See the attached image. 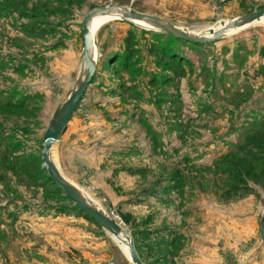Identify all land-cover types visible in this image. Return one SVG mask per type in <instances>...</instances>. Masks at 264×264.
I'll list each match as a JSON object with an SVG mask.
<instances>
[{"label": "rangeland", "instance_id": "rangeland-1", "mask_svg": "<svg viewBox=\"0 0 264 264\" xmlns=\"http://www.w3.org/2000/svg\"><path fill=\"white\" fill-rule=\"evenodd\" d=\"M108 5L200 34L264 0H0V264H133L42 160L85 18ZM94 38L96 79L73 119L91 157L74 171L69 153L63 170L55 148L59 169L144 264H264V25L193 44L114 21Z\"/></svg>", "mask_w": 264, "mask_h": 264}, {"label": "water", "instance_id": "water-1", "mask_svg": "<svg viewBox=\"0 0 264 264\" xmlns=\"http://www.w3.org/2000/svg\"><path fill=\"white\" fill-rule=\"evenodd\" d=\"M100 15L117 16V21L132 22L133 19L147 21L159 27L162 32L173 35L179 39L194 44H205L221 40L224 38L226 32L231 28L242 27L260 19L264 16V9L234 18L222 27L215 35L201 37L191 35L186 29L169 23L161 17L139 12L125 6L108 5L104 7H95L88 12L85 18L82 31L84 47L79 79L69 96L55 113L47 128L43 140L42 160L45 168L48 170L50 180L61 188V190L65 192L66 196L69 197L80 210L89 214L99 226L110 234L118 236L123 243L127 244L134 264H144L136 250L135 243L127 233L123 232L124 230L120 224H118L107 213L89 204L83 194L72 183H70L65 176H63L59 167L52 159V150L54 145L59 142L68 123L71 121L76 111L81 107L82 101L86 96L90 85L95 81L97 75V57L95 58V38L91 30V24L94 18ZM260 233L261 240L264 245V213L261 219Z\"/></svg>", "mask_w": 264, "mask_h": 264}, {"label": "crops", "instance_id": "crops-1", "mask_svg": "<svg viewBox=\"0 0 264 264\" xmlns=\"http://www.w3.org/2000/svg\"><path fill=\"white\" fill-rule=\"evenodd\" d=\"M75 116H76V113L74 114L71 121L68 123L59 142L55 145L56 153L58 154V157H59V163L63 162V167L61 165L62 167L61 169L63 170L69 169V166L66 165V161L69 156V153H72L75 156L74 157V163H75L74 171L79 170V169H84V165H85L84 162H86L87 159H90L91 157L90 156L91 146H92L91 140L89 139L88 135L85 134L82 131V129H80L81 125L73 121ZM94 146L96 147V141H94ZM95 149L93 151L94 160L97 159V152ZM61 173L68 180L70 177L77 178L79 175V174H73V173H67V172L65 173L62 171Z\"/></svg>", "mask_w": 264, "mask_h": 264}, {"label": "bare ground", "instance_id": "bare-ground-1", "mask_svg": "<svg viewBox=\"0 0 264 264\" xmlns=\"http://www.w3.org/2000/svg\"><path fill=\"white\" fill-rule=\"evenodd\" d=\"M117 16H114V15H100V16H97L94 18L92 24H91V30L93 32V36H95V33L96 31H98L100 28L104 27L105 25L111 23V22H114V21H117ZM232 19H229L227 21H225L224 23L222 24H219L209 30H207L206 32L204 33H200L199 32H193V31H188L191 35H194V36H213L215 35L222 27H224L226 24H228ZM132 24L138 26V27H141L145 30H151V31H155V32H162L161 29H159V27H157L156 25L150 23V22H147V21H143V20H137V19H133ZM260 25H264V16L261 17L260 19L250 23V24H247V25H244L242 27H236V28H231L230 30H228L226 32L225 35L227 34H232V33H235V32H238V31H241V30H245V29H248V28H251V27H255V26H260ZM95 58H96V44H95ZM55 150V145L53 147V150H52V153L54 152ZM54 156V155H53ZM54 159V157H52ZM72 183L82 194L83 196L85 197V199L89 202V204L93 205L95 208L103 211V209L101 208V206L96 202L94 201L90 195H88L85 191H83L81 188H79L76 184H74L73 182H70ZM104 212V211H103ZM125 233V231H123ZM112 238L113 240H115L116 244L121 248V250L124 252V254L130 259L131 256H130V252H129V247L127 244L123 243L122 240L118 237V236H115V235H112ZM132 260V258H131ZM133 262V260H132ZM134 264V262H133Z\"/></svg>", "mask_w": 264, "mask_h": 264}, {"label": "trees", "instance_id": "trees-1", "mask_svg": "<svg viewBox=\"0 0 264 264\" xmlns=\"http://www.w3.org/2000/svg\"><path fill=\"white\" fill-rule=\"evenodd\" d=\"M135 26H136V25H135ZM193 44H194V43H193ZM95 79H96V78H95ZM94 82H95V81H94ZM82 102H83V101H82ZM48 181H49V182L51 181L53 184H55L52 180H50V177H48ZM55 185H56V184H55ZM56 186H57V185H56ZM66 197H67V196H66ZM67 198H69V197H67ZM69 199H70V198H69ZM126 220L129 221L128 218H127Z\"/></svg>", "mask_w": 264, "mask_h": 264}]
</instances>
